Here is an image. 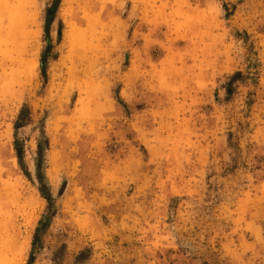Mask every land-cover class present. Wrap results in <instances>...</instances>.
Listing matches in <instances>:
<instances>
[{
  "label": "rangeland",
  "instance_id": "374dc122",
  "mask_svg": "<svg viewBox=\"0 0 264 264\" xmlns=\"http://www.w3.org/2000/svg\"><path fill=\"white\" fill-rule=\"evenodd\" d=\"M8 242L18 264H264V0H0Z\"/></svg>",
  "mask_w": 264,
  "mask_h": 264
},
{
  "label": "bare ground",
  "instance_id": "6f19581e",
  "mask_svg": "<svg viewBox=\"0 0 264 264\" xmlns=\"http://www.w3.org/2000/svg\"><path fill=\"white\" fill-rule=\"evenodd\" d=\"M8 244L9 242L0 244V264H18L23 253V246L18 247L14 243L10 247Z\"/></svg>",
  "mask_w": 264,
  "mask_h": 264
}]
</instances>
